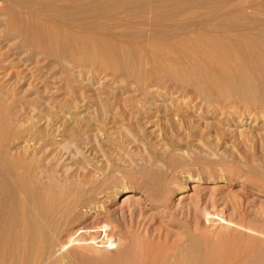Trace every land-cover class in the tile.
Wrapping results in <instances>:
<instances>
[{
	"label": "rangeland",
	"instance_id": "374dc122",
	"mask_svg": "<svg viewBox=\"0 0 264 264\" xmlns=\"http://www.w3.org/2000/svg\"><path fill=\"white\" fill-rule=\"evenodd\" d=\"M118 2L0 0V264L200 237L264 264V0ZM94 209L96 254L68 244Z\"/></svg>",
	"mask_w": 264,
	"mask_h": 264
},
{
	"label": "bare ground",
	"instance_id": "6f19581e",
	"mask_svg": "<svg viewBox=\"0 0 264 264\" xmlns=\"http://www.w3.org/2000/svg\"><path fill=\"white\" fill-rule=\"evenodd\" d=\"M90 1L91 0H89V3L85 4L81 8L77 7V9L72 10V11L70 9H69L70 11L66 10V9H56V8H54V9L52 8V9H53V12L56 15V17H59L58 19H60V18H66L68 15L70 16V14L76 13V12L89 11L92 9L100 10V9L105 8L106 6H117V5H119L118 0H108V2H105V3L98 1V0H92L91 2ZM161 1L162 0H142V4H140V5H141L142 9H151V8H155L156 6H159L158 4L161 3ZM135 2H136V0H130L131 4H133ZM36 4H37V2H36ZM167 4H170V3H167ZM113 65H112V67H113ZM248 86H249L248 90L253 89V87L251 85H248ZM226 90H228V89H226ZM217 92L219 93V91H217ZM217 92H216V94H217ZM219 94H221V93H219ZM219 96H222V94ZM130 189H131V187L122 186L121 188L116 190V194L120 193V192L121 193L122 192L127 193V192L131 191ZM101 207L104 210L106 209L105 206H100L99 208H101ZM98 209L97 210L94 209V211L91 210L90 212H88V214L90 213L89 215H87L88 218H84L82 220V222L80 223V225H81L80 229L82 231H84L86 234L84 236V238L70 239L68 241V244L74 243L73 245H79V247H81V248H86V249L91 248L89 251H91L92 254H96L99 252L101 253L102 250H99V248L97 249L96 246H94L96 248H94V247L92 248V245L95 244L100 237L106 235V231H107V228H109V224L106 223V220H105L106 219V217H105L106 212L105 211L98 212L99 211ZM87 216L85 215V217H87ZM200 232H201V230H200ZM195 235H197V234H195ZM144 236H146V235H144ZM149 238L150 237H146V239L144 238V241H148ZM190 240H191V238H190ZM144 241H143V243H144ZM96 244H98V243H96ZM129 245H131V244H129ZM150 245H152V244H150ZM131 246L132 247H130L131 250H130V255H129L128 260H123L122 256L120 258L121 251H123L124 250L123 248H125V247L119 246L118 248L116 247L117 250H115L113 254H111L110 256L106 255L107 257H106V259H104L105 261L101 259L100 261H98V264H159L160 260L163 258L162 256H164L163 251L158 250L155 247L153 248V247L147 246L148 247L147 248V247H145L146 245L144 246L143 244L142 245H140V244L134 245L133 244ZM152 246H154V245H152ZM170 248H171V246L169 247V249ZM173 248L174 247H172V249H170L169 251L173 252L174 251ZM179 249H180L179 255H176L173 257V260H176L175 264H249V262H251V261H249V256L246 255V253L244 251L239 250L238 247H236V249H235L233 247H228L226 245H224V246L222 245V247H221V244L220 245H216V244L206 245L204 243V237L198 238L197 242L191 241V242H189V244L186 243L185 245L179 247ZM113 250H114V248H113ZM109 251H110V249H109ZM103 252H104V250H103ZM102 254H101V256L104 258V256ZM58 261H57V264H59ZM91 262L92 261L90 260V262H87V263L91 264ZM92 264H93V262H92Z\"/></svg>",
	"mask_w": 264,
	"mask_h": 264
}]
</instances>
